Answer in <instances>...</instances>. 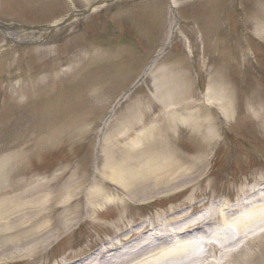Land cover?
<instances>
[{
    "label": "rangeland",
    "instance_id": "374dc122",
    "mask_svg": "<svg viewBox=\"0 0 264 264\" xmlns=\"http://www.w3.org/2000/svg\"><path fill=\"white\" fill-rule=\"evenodd\" d=\"M92 1L0 0V22L53 25ZM184 90L195 108L213 104L220 134L209 145L177 127L166 143L186 156L205 145L209 159L195 186L147 204H111L36 259L0 264L81 260L129 225L188 210L192 201L193 213L234 202L264 182V0H117L50 33L0 30L3 199L35 182L88 184L111 137L130 121L177 110ZM220 102L229 108L225 116ZM258 247L264 264V234L250 249Z\"/></svg>",
    "mask_w": 264,
    "mask_h": 264
},
{
    "label": "bare ground",
    "instance_id": "6f19581e",
    "mask_svg": "<svg viewBox=\"0 0 264 264\" xmlns=\"http://www.w3.org/2000/svg\"><path fill=\"white\" fill-rule=\"evenodd\" d=\"M189 94L184 90L177 110L153 121H130L111 137L88 184L86 178H70L51 189V181L35 182L18 196L0 195V263L36 259L62 234L111 204H147L195 186L209 159L205 145L186 156L166 143L177 127L195 141L205 137L209 145L220 134L209 111L213 104L195 108L186 101ZM216 108L222 116L229 113L225 102ZM192 202L188 210L174 207L125 227L116 241L84 259L56 264H260V247L253 252L250 247L264 234V182L234 202L213 201L196 213ZM237 255L242 257L236 261Z\"/></svg>",
    "mask_w": 264,
    "mask_h": 264
},
{
    "label": "water",
    "instance_id": "95a60500",
    "mask_svg": "<svg viewBox=\"0 0 264 264\" xmlns=\"http://www.w3.org/2000/svg\"><path fill=\"white\" fill-rule=\"evenodd\" d=\"M117 0H94L91 3L87 5L85 9L79 10V11H73L72 13L66 15L62 18L61 21H59L56 24L53 25H44V26H25V25H18V24H9V23H3L0 22V30L2 31H19V32H25V33H34V32H53L54 30L63 28L70 22H72L75 19H79L82 17L89 16L92 12L103 8L104 6H108Z\"/></svg>",
    "mask_w": 264,
    "mask_h": 264
}]
</instances>
